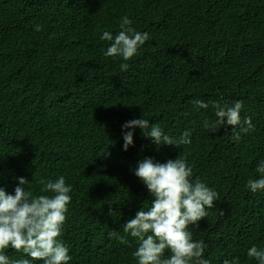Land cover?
I'll return each instance as SVG.
<instances>
[{
    "label": "trees",
    "instance_id": "trees-1",
    "mask_svg": "<svg viewBox=\"0 0 264 264\" xmlns=\"http://www.w3.org/2000/svg\"><path fill=\"white\" fill-rule=\"evenodd\" d=\"M124 16L149 34L129 61L106 57L110 42L100 38L118 33ZM237 100L254 130L236 141L239 127L204 128L217 119L213 102ZM139 118L174 139L190 130L192 142L158 146L139 127L122 129ZM126 131L133 143L124 150ZM144 157H186L192 179L218 193L188 226L210 264H258L247 250L264 248V190L246 184L264 160V0H0V187L14 193L25 177L26 190L50 195L37 181L65 177L68 264H137L139 241L123 223L152 200L133 171Z\"/></svg>",
    "mask_w": 264,
    "mask_h": 264
},
{
    "label": "clouds",
    "instance_id": "clouds-1",
    "mask_svg": "<svg viewBox=\"0 0 264 264\" xmlns=\"http://www.w3.org/2000/svg\"><path fill=\"white\" fill-rule=\"evenodd\" d=\"M128 16L120 22V31L113 35L104 31L101 39L110 44L104 52L106 57H121L129 61L138 54L139 49L149 40L147 32L136 31ZM35 30H41L40 25ZM129 68L128 63H121V71ZM195 107L207 108L208 103L195 100ZM216 120H204L203 126L216 132L221 126L239 127L233 133V139L239 141L241 133L254 130L251 117L241 119L242 102L221 104L213 102ZM139 127L146 137L156 145L161 143L179 147L191 144V131L185 130L178 138L164 133L157 124H149L145 118L132 119L122 125V129ZM123 148L127 150L133 143V132H123ZM134 174L146 186L152 197L147 209L140 207L133 218L123 223V232L139 241L133 253L137 264H210L204 257L207 245L202 240H194L188 231L189 225L198 226L199 221L208 215L207 209L215 206L218 193L199 178L192 179L193 169L186 157H176L160 162L152 157L137 161ZM256 172L259 178H250L246 187L253 193L264 190V160H261ZM43 187V193L50 195H33L26 190L30 183L25 177H18L14 193H8L0 187V264H68L72 259L68 246L60 239L66 221L72 185L67 184L64 176L57 179L41 178L37 181ZM221 215L223 212L220 213ZM111 237L127 244L126 236L118 232L110 233ZM9 247L22 251L27 258L10 259L6 254ZM171 253L165 258V251ZM247 256L264 264V248L256 245L247 250ZM223 264H239V258L224 260Z\"/></svg>",
    "mask_w": 264,
    "mask_h": 264
}]
</instances>
